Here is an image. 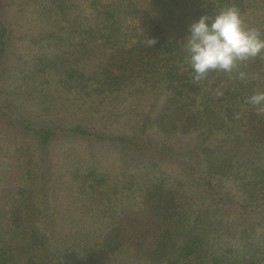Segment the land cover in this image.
Here are the masks:
<instances>
[{"label":"trees","instance_id":"16d2710c","mask_svg":"<svg viewBox=\"0 0 264 264\" xmlns=\"http://www.w3.org/2000/svg\"><path fill=\"white\" fill-rule=\"evenodd\" d=\"M229 5L264 36V0H0V264H264V230L250 234L264 222V111L248 102L264 54L201 81L187 58L188 26ZM14 17L32 33L14 36ZM28 41L35 54L16 51ZM98 97L130 101L129 133L24 110L64 116ZM148 128L192 144L159 147ZM77 137L118 155L63 161L56 142ZM232 222L240 247L221 246Z\"/></svg>","mask_w":264,"mask_h":264},{"label":"rangeland","instance_id":"374dc122","mask_svg":"<svg viewBox=\"0 0 264 264\" xmlns=\"http://www.w3.org/2000/svg\"><path fill=\"white\" fill-rule=\"evenodd\" d=\"M8 13L13 14V10H8ZM21 21L17 18H13L8 20L9 26L13 29L14 31V36L18 37L20 35H24L25 31L29 32V34L32 33L31 30L32 27L25 28L21 26ZM15 42H17L15 40ZM17 50L16 51H25L29 55L35 54L36 53V48L37 46L33 44V42L28 41L25 45L24 48L20 46L18 43ZM51 46L55 47V44H52ZM26 49V50H25ZM9 62H11V59H16V56L14 53L9 52ZM11 64V65H12ZM80 105V104H79ZM132 104L128 100H124L122 97L116 100H113L112 98H103V97H98L95 99H92L91 101H88L87 103H81V107L79 110H76L73 112L69 113L68 111H65L64 116H61V113L63 112H58L53 110L55 113L52 114H46L43 112H39L37 110V106H33L32 104L30 105L25 104V109L29 114L33 115V118L36 120H40L41 118L46 119H52V120H57L53 122H58L59 119L62 121L63 119H69L72 120L73 122L76 123H82L83 125H86L87 127L90 126L91 129L105 133H111V134H119V133H124L127 134L130 132V128L126 124V120L129 116H131L132 112H126L129 108H131ZM77 109V107H74ZM126 110V111H125ZM138 111V110H137ZM64 122V121H63ZM142 122H139L138 124L140 125ZM6 136L7 133L5 132H0V135ZM143 139H147L150 141H153L156 143L159 147L161 146H171L175 151L178 150H184L187 147H189L192 144V140H189V138L185 135H173V136H167V135H162L158 133L157 131H154L152 128H148L143 132V134L140 135ZM65 139L67 138H61V140H58L56 142V145L59 146L56 149V153H58V156L62 158L63 161H66L67 159L69 160L70 163H73L76 161L77 164L82 163V160H84L82 157H87L89 154H93L96 157L100 158H106V159H112L114 156L118 155V150L109 144H106L104 146H99L98 144L96 145H91V143H87L83 138H69L71 139L70 141H66ZM75 163V164H76ZM81 165V164H80ZM115 172V170H113ZM59 196L61 198L59 199L58 203L61 202H66V193L60 189H58ZM71 191V190H70ZM53 203L51 204V206ZM233 211L229 212V219H231L234 213ZM258 217V215H255ZM255 216H251L248 218L249 222L252 221L253 223L256 222L259 218H255ZM230 222V221H229ZM262 226H257L256 227V232H252L250 230V234H258L259 232H263L264 230V222L262 223ZM231 228L229 230L231 231L230 234H224L220 239L219 243L221 246H227L229 245L230 247H240L238 236L239 232L241 229V226H236L237 224L235 222L229 223ZM235 226V227H234ZM249 229V228H248ZM238 232V233H237ZM238 243H237V242ZM222 250V249H221Z\"/></svg>","mask_w":264,"mask_h":264},{"label":"clouds","instance_id":"9594fccd","mask_svg":"<svg viewBox=\"0 0 264 264\" xmlns=\"http://www.w3.org/2000/svg\"><path fill=\"white\" fill-rule=\"evenodd\" d=\"M147 43L151 46L155 40L148 38ZM186 49L192 79L201 81L210 71L232 73L238 62L264 54V36L258 28L246 27L240 10L229 5L212 17L201 14L188 26ZM236 75L249 78L244 71ZM216 94L222 95V90L217 89ZM248 102L264 111V91L254 92Z\"/></svg>","mask_w":264,"mask_h":264}]
</instances>
